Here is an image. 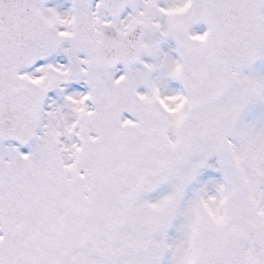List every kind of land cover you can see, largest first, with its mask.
Masks as SVG:
<instances>
[{
  "label": "snow or ice",
  "instance_id": "1",
  "mask_svg": "<svg viewBox=\"0 0 264 264\" xmlns=\"http://www.w3.org/2000/svg\"><path fill=\"white\" fill-rule=\"evenodd\" d=\"M0 264H264V0H0Z\"/></svg>",
  "mask_w": 264,
  "mask_h": 264
},
{
  "label": "flooded vegetation",
  "instance_id": "2",
  "mask_svg": "<svg viewBox=\"0 0 264 264\" xmlns=\"http://www.w3.org/2000/svg\"><path fill=\"white\" fill-rule=\"evenodd\" d=\"M202 27V26H201ZM164 51H170L171 48H174V42L169 41L166 44L162 45ZM171 55H174V52H170Z\"/></svg>",
  "mask_w": 264,
  "mask_h": 264
},
{
  "label": "water",
  "instance_id": "3",
  "mask_svg": "<svg viewBox=\"0 0 264 264\" xmlns=\"http://www.w3.org/2000/svg\"><path fill=\"white\" fill-rule=\"evenodd\" d=\"M45 1V0H44Z\"/></svg>",
  "mask_w": 264,
  "mask_h": 264
}]
</instances>
